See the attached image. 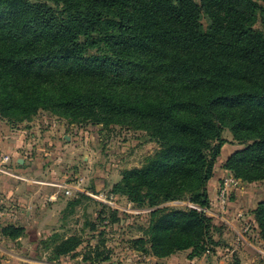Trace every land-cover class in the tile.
<instances>
[{
	"label": "trees",
	"instance_id": "16d2710c",
	"mask_svg": "<svg viewBox=\"0 0 264 264\" xmlns=\"http://www.w3.org/2000/svg\"><path fill=\"white\" fill-rule=\"evenodd\" d=\"M51 1L0 0V114L23 119L52 107L135 118L160 148L113 188L152 209L133 245L158 257L211 252L218 242L205 209L224 128L244 144L225 168L247 182L264 179V30L255 27L264 0ZM177 200L190 203L166 204ZM254 213L264 238V201ZM24 231L2 229L12 238ZM82 242L78 234L43 240L51 260ZM101 248L94 259H110ZM232 264L242 263L235 255Z\"/></svg>",
	"mask_w": 264,
	"mask_h": 264
},
{
	"label": "rangeland",
	"instance_id": "374dc122",
	"mask_svg": "<svg viewBox=\"0 0 264 264\" xmlns=\"http://www.w3.org/2000/svg\"><path fill=\"white\" fill-rule=\"evenodd\" d=\"M255 27L264 30L261 12ZM223 137L226 142L208 184L212 202L205 209L213 218L211 233L218 245L205 254V264H232L235 255L242 264H264V238L254 213L264 201V179L247 182L236 177L240 181L231 187L229 203L221 202L218 191L224 178L235 177L225 162L244 147L228 127ZM159 148V140L130 116L107 121L91 113L74 117L52 107H41L23 119L0 114V175L5 177L0 192V264H138L146 258L163 263L169 256L147 254L133 245L135 238L144 236L152 209L113 191L125 171L142 167ZM75 198L81 202L68 205ZM189 203L166 204L184 208ZM11 224L23 226L24 234L12 238L2 233ZM54 234H78L83 242L76 252L51 260L52 247L43 240ZM99 243L110 250V259H94ZM190 251L175 253L189 257Z\"/></svg>",
	"mask_w": 264,
	"mask_h": 264
},
{
	"label": "crops",
	"instance_id": "0c3cea01",
	"mask_svg": "<svg viewBox=\"0 0 264 264\" xmlns=\"http://www.w3.org/2000/svg\"><path fill=\"white\" fill-rule=\"evenodd\" d=\"M0 179H1L0 180V192H1L4 189L3 182L5 181V177L0 175ZM29 194H32V192L29 193ZM51 196H54V194H52ZM205 257H206V255L203 256V257H196V258L190 259L188 257V255H186V254L181 252V253H175V254L165 258L166 260H164L163 263L162 262L158 263L157 260H156V262H154V261L146 262L148 260V258H146V261L145 260H143V261L141 260V262L138 263V264H149L150 262L151 263L153 262V264H205Z\"/></svg>",
	"mask_w": 264,
	"mask_h": 264
},
{
	"label": "built area",
	"instance_id": "2783aa9c",
	"mask_svg": "<svg viewBox=\"0 0 264 264\" xmlns=\"http://www.w3.org/2000/svg\"><path fill=\"white\" fill-rule=\"evenodd\" d=\"M238 181H240V179H237L233 175H228L224 178L223 185L219 190V197L222 203L228 202V199H227L228 192L231 189V187ZM67 193L68 194L72 193L71 189H67Z\"/></svg>",
	"mask_w": 264,
	"mask_h": 264
}]
</instances>
